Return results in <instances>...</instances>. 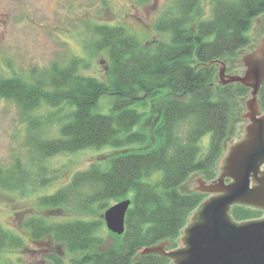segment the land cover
Returning a JSON list of instances; mask_svg holds the SVG:
<instances>
[{
    "label": "trees",
    "instance_id": "16d2710c",
    "mask_svg": "<svg viewBox=\"0 0 264 264\" xmlns=\"http://www.w3.org/2000/svg\"><path fill=\"white\" fill-rule=\"evenodd\" d=\"M213 5L208 17L202 0H172L155 24L167 37L151 44L124 26L94 24L89 53L107 54L105 78L84 74L90 61L81 56L27 76L0 74V100L22 111L27 147L36 162L33 173L20 160L0 165L1 190L21 191L34 178H45L44 161L50 157L113 149L105 162L75 173L69 185L38 199L39 208L80 215L29 218L32 239L52 240L59 248L40 264H170L164 254L138 253L165 241L177 248L189 217L207 199L183 186L195 173L215 179L243 111L238 100L251 91L240 83L216 84L218 65L251 43L253 22L264 13V0H214ZM258 99L264 112V83ZM50 126L58 127L57 136H46ZM207 135L205 150L201 142ZM124 199L132 201L126 231L111 233L114 242L103 248L102 212ZM231 214L236 221L260 216L241 205ZM23 245L20 235L0 225L1 258Z\"/></svg>",
    "mask_w": 264,
    "mask_h": 264
},
{
    "label": "rangeland",
    "instance_id": "374dc122",
    "mask_svg": "<svg viewBox=\"0 0 264 264\" xmlns=\"http://www.w3.org/2000/svg\"><path fill=\"white\" fill-rule=\"evenodd\" d=\"M171 3L172 0H0V74L7 77L14 73L27 76L33 69L42 70L54 62L65 65L73 57L81 56L90 61L89 67L83 70L84 74L105 78L108 67L107 54L101 52L90 57L89 53L92 44L90 32L94 24L124 26L138 36L143 44H151L167 37L157 32L155 24ZM202 3L206 15L211 16L214 0H202ZM263 37L264 13L253 22L250 30L251 43L237 56L225 58L221 62L228 65L229 75H235L237 72L240 76L244 74L246 67L241 61L242 56L256 50L261 45ZM221 64L218 65L216 75L218 85H221L219 82ZM251 98L250 91L247 96L238 100L243 111L235 119L233 131L216 165V177L211 181L222 180L230 139L236 146L241 137L248 134L250 121L248 117L243 118V115L246 103ZM107 101L104 99L103 104H107ZM27 134V124L19 107L13 102L0 100V165L12 166L15 161L20 160L31 173L36 171V167L33 166L36 162H32L27 147ZM45 134L48 137L57 136L58 127L50 126ZM210 140V135L202 139L201 145L205 150ZM112 153V148H105L59 154L44 161L48 170L45 178H34L32 180L34 183H29L21 191L8 192L0 189V225L24 239L21 248H13L10 253L6 252V257H0V262L40 264L44 256L57 252L58 245L52 240H33L26 222L34 216L68 220L80 215L73 210L39 208L38 199L66 187L75 173L84 171L93 164L105 162ZM197 178L208 181L200 173H195L183 186V190L204 193L207 197L218 192L191 188L190 183L202 185V181H197ZM196 213L198 209L191 214L188 224L195 220ZM101 233L105 239L103 248H107L114 242L111 235L113 232L104 225ZM183 237L182 232L178 239V247L172 248L170 244L167 251L182 249L185 246ZM167 243L170 242L165 241L158 245ZM144 253H147V249L140 250L138 255ZM169 260L170 264H177L174 256L169 257Z\"/></svg>",
    "mask_w": 264,
    "mask_h": 264
},
{
    "label": "water",
    "instance_id": "95a60500",
    "mask_svg": "<svg viewBox=\"0 0 264 264\" xmlns=\"http://www.w3.org/2000/svg\"><path fill=\"white\" fill-rule=\"evenodd\" d=\"M246 67L243 75L228 74V65L222 63L221 85L240 83L251 90L243 118L249 123L246 138L235 146L229 141L222 180L190 183L191 188L218 192L210 195L198 208L195 220L184 229L182 249L167 251L171 243L147 248V253L161 252L174 256L177 264H264V218L236 221L232 207L237 204L264 206V179L261 186L252 187L264 163V114L259 104V92L264 83V37L254 51L241 58ZM261 119L256 122L255 117ZM233 178V182L230 180ZM131 199L120 200L103 214L107 228L118 235L126 231V216Z\"/></svg>",
    "mask_w": 264,
    "mask_h": 264
},
{
    "label": "flooded vegetation",
    "instance_id": "af4514ba",
    "mask_svg": "<svg viewBox=\"0 0 264 264\" xmlns=\"http://www.w3.org/2000/svg\"><path fill=\"white\" fill-rule=\"evenodd\" d=\"M261 119V117L260 116H257V117H255V120H256V122H258L259 120ZM250 122L249 123H251V124H253V122L254 121H252V120H250V119H248ZM250 124V125H251ZM249 125V126H250ZM248 126V127H249ZM246 138V136L243 138V140ZM264 179V163L262 164V166H261V171H260V174H259V176H258V178H255L254 180H252V187L253 188H257V187H260L261 186V181ZM233 182V178L230 180V183H232ZM264 204V203H263ZM238 205H241V206H246V207H248V208H250V209H252V210H254V211H257V212H260V216H258V217H256V218H253V219H261V218H264V206H261V207H259L258 205H248V204H237V205H235V206H238Z\"/></svg>",
    "mask_w": 264,
    "mask_h": 264
}]
</instances>
